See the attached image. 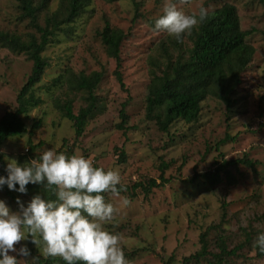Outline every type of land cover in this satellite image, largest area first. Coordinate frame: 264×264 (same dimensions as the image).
Returning a JSON list of instances; mask_svg holds the SVG:
<instances>
[{"label":"rangeland","instance_id":"374dc122","mask_svg":"<svg viewBox=\"0 0 264 264\" xmlns=\"http://www.w3.org/2000/svg\"><path fill=\"white\" fill-rule=\"evenodd\" d=\"M60 2L50 0L38 18L40 26L44 14L56 10ZM137 2L139 7L135 9L131 0H92L79 18L51 39L42 54L48 66L34 87L41 103L23 118L26 132L0 146L4 169L7 158L18 163L30 160V143L36 146L33 158L52 148L82 154L91 158L94 166L118 168L121 183L126 186L146 184L151 179L159 184L162 174L168 182L153 188L147 197L139 189H135L133 196L121 194L129 198L127 206L120 204V197L104 194L117 209L108 227L120 234L128 264H181L183 258L200 251L203 233H207L208 255L198 264H229L212 263L210 259L211 254L219 252L218 236L225 239L231 250L245 242L246 234L256 236L264 231V8L257 0H175L186 14L198 12L201 5L208 13L223 4L234 5L242 30L252 31L246 40L254 53L240 75L237 103L230 112L222 102L209 98L202 104L195 125L177 122L168 133H162L145 117V99L155 87L149 75V60L155 58L160 62L162 45L172 52L174 46L169 43L175 38L153 27L165 0ZM19 13L15 0H0V29L33 33L27 20H19ZM105 21L126 35L119 54L124 89L114 76L115 61L107 56L98 36ZM30 69L31 63L24 55L0 48V118L16 108L17 95ZM154 70L160 71L161 67ZM92 72L103 74L94 92L97 106L82 135L76 137L73 123L56 109L55 102L70 101L76 115L86 105V94L73 92L65 80ZM59 77L60 83L54 85ZM122 104L126 105L128 116L125 132L116 128ZM38 121L40 126L28 134ZM120 151L125 154L124 162H120ZM20 156L25 158L19 161ZM244 156L256 163L255 171L243 166L237 173L231 169L237 178L235 185L224 183L209 188L198 177L215 169L222 159L230 161ZM164 165L168 168L162 169ZM13 196L14 199H8L0 192V199L10 210H17V197L21 203L29 201L17 191ZM222 202L226 204L225 211ZM21 244L39 255V248L30 241L22 240L14 246ZM232 258L231 264H244V260L245 264H264L247 248Z\"/></svg>","mask_w":264,"mask_h":264},{"label":"trees","instance_id":"16d2710c","mask_svg":"<svg viewBox=\"0 0 264 264\" xmlns=\"http://www.w3.org/2000/svg\"><path fill=\"white\" fill-rule=\"evenodd\" d=\"M19 9V20L28 21V25L33 29V33L17 34L0 29V48L8 50L14 54L24 55L31 63V69L24 86L19 91L14 111L6 112L0 118V146L3 142L13 137H19L26 132L23 118L27 116L30 109L37 107L41 99L36 96L35 86L41 81V77L48 66L47 60L43 57V52L51 39L63 31V28L73 23L84 12L92 0H61L59 7L51 13L43 16V26L38 23V18L48 8L50 0H15ZM113 3L118 0H103ZM134 8L139 7L137 0H131ZM264 8V0H257ZM251 30H242L237 8L232 4H223L218 9L209 12L203 22L193 28L190 33L184 34L181 40L174 39L169 45L174 46L172 52L161 46L162 56L160 62L155 58H150L149 75L154 83V90L145 99V117L153 121L158 130L168 133L172 125L182 122L187 126H193L199 120L202 104L209 98L222 102L228 112L237 103L236 91L240 85V75L247 69L253 57L254 49L247 43V37L251 35ZM98 36L105 48L109 58L115 61L114 76L121 89H124L121 74V60L119 57L120 46L126 39V35L119 29L111 28L105 21L104 27ZM161 70H154L157 67ZM103 78L102 72H92L89 75L78 74L71 79L65 80L68 88L73 92H84L86 94L85 107L80 108L75 115L72 111L70 101L64 103L55 102L56 109L68 121L73 123L75 136L80 137L88 119L93 115L97 97L94 94ZM60 83V77L54 80V85ZM125 104H122L119 111L120 122L116 125L118 130H127L128 116L125 113ZM40 126L36 122L31 126L28 134ZM226 139H229L226 136ZM231 140H234L232 137ZM36 146L29 143L28 152L33 156ZM0 153V175H6ZM37 157V156H36ZM120 162L125 161V154L120 151ZM25 156H20L19 161ZM256 163L246 156L236 160H221L212 171L198 175L202 183L213 188L224 184L226 186L235 185L236 175L239 167L255 171ZM164 165L162 169H167ZM160 183L149 180L148 183H136L127 186V193L135 195V189H139L144 197H147L153 188H159L168 182L163 175L159 177ZM27 191L20 193L29 200L34 195L41 198H54L51 193L43 188L42 184L29 183L26 185ZM0 192L8 199H14V190H9L6 185L0 187ZM122 192L121 194H124ZM16 198V197H15ZM222 209L225 211L226 204L222 202ZM257 236V235H256ZM256 236L246 234L245 242L233 246L229 249L222 236L217 237V254H211L212 263L233 262L232 257H237L238 253L247 248L254 253L258 260H264V254L259 253L254 247ZM200 251L183 258L181 264H198L201 259H205L207 253V233L200 235ZM31 255H37L33 249L28 248ZM210 262V260H207ZM245 264V260L242 261ZM38 264H65L59 257H40ZM80 264V262H77ZM170 264V263H164Z\"/></svg>","mask_w":264,"mask_h":264},{"label":"clouds","instance_id":"9594fccd","mask_svg":"<svg viewBox=\"0 0 264 264\" xmlns=\"http://www.w3.org/2000/svg\"><path fill=\"white\" fill-rule=\"evenodd\" d=\"M207 14L203 5L186 14L175 0H165L153 27L179 41ZM5 173L0 175V187L25 193L27 184H42L54 198L34 195L21 203L17 197V210L0 199V264H38L40 257H59L65 264H128L120 234L108 227L117 209L104 195L129 204V198L121 196L127 186L121 183L118 168L94 166L82 154L47 148L27 162L7 158ZM22 240L38 247L39 255H31L25 244L14 246ZM254 247L264 254V231L257 233Z\"/></svg>","mask_w":264,"mask_h":264}]
</instances>
